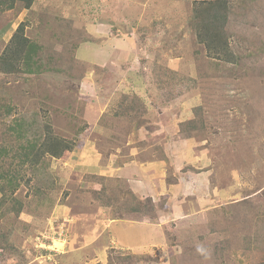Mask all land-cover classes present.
Masks as SVG:
<instances>
[{
	"label": "rangeland",
	"instance_id": "374dc122",
	"mask_svg": "<svg viewBox=\"0 0 264 264\" xmlns=\"http://www.w3.org/2000/svg\"><path fill=\"white\" fill-rule=\"evenodd\" d=\"M195 1L42 0L0 13V56L22 23L63 71L44 78L43 89L58 95L46 119L69 107L89 124L75 150L51 163L58 187L38 197L32 180L18 191L25 212L0 218V264H131L129 255L138 264H264V0L245 1L228 24L235 67L219 65L196 41ZM87 77L99 86L89 88ZM14 80L7 87L17 113L45 119L36 88ZM125 96L137 101L135 120L115 118ZM7 122L0 115V143ZM182 137L190 139L185 158H197L138 173L155 186L165 175L151 199L155 212L142 185L126 180L134 167L101 175L111 160L157 163L158 144L171 139L178 152ZM80 238L82 256L74 255ZM134 242L143 247L128 249Z\"/></svg>",
	"mask_w": 264,
	"mask_h": 264
},
{
	"label": "trees",
	"instance_id": "16d2710c",
	"mask_svg": "<svg viewBox=\"0 0 264 264\" xmlns=\"http://www.w3.org/2000/svg\"><path fill=\"white\" fill-rule=\"evenodd\" d=\"M37 1L42 0H0V13L16 9L29 11ZM245 1L247 0L195 1L191 9L189 27L194 32L195 39L207 51V56L219 62V65L235 67L240 63L229 43L231 36L228 24L233 15L247 3ZM235 3L239 5L235 6ZM11 26L12 23H9L2 35ZM41 51L42 47L30 40L26 35V25L21 23L0 56V115L8 121L4 125L3 141L0 143V218L19 216L25 212L26 206L18 191L30 186L32 180L37 181L34 195L38 197L58 187L57 180L51 173V163L72 153L77 146L78 136L89 126L84 119V112L78 111L73 116L74 114L67 113L69 107L61 109L64 117L55 121L46 119L53 108L49 105L57 102L58 95H51L46 87L43 89L44 78L50 72L60 74L63 71L54 67L52 59H46ZM18 77L23 78L27 86H33L38 91L34 104L39 105L38 109L45 110V119L39 117L37 110L28 115L17 113V96L11 92L12 85H7L13 84L11 82ZM136 102L130 101L127 96L123 97L115 118L135 120L138 115ZM61 121L67 123L66 128ZM158 147L161 146L154 149L158 156L164 155L163 149ZM146 199L149 211L155 212L152 198L148 196ZM50 201V197L46 198V203L49 204ZM123 259L131 264L141 261L136 255Z\"/></svg>",
	"mask_w": 264,
	"mask_h": 264
},
{
	"label": "crops",
	"instance_id": "0c3cea01",
	"mask_svg": "<svg viewBox=\"0 0 264 264\" xmlns=\"http://www.w3.org/2000/svg\"><path fill=\"white\" fill-rule=\"evenodd\" d=\"M86 85L89 87V88H94V87H98L99 85L98 84H93L92 82H91V79H89V77H87L86 78ZM87 113L89 114V113H92V111L88 108V111H87ZM189 141H190V139L189 138H183L182 137V140H181V142L182 143H180L179 145L181 146V148L179 147V151L178 152H176L175 151V146L173 145V142H172V140L171 139H169V140H167V142H163V152H164V159H162V160H160V159H157V157H158V155L155 157V159L157 160V161H159V162H157V163H145V162H135V161H132V162H130V163H132V164H125L124 166H118V164L116 163H114L112 160L111 161H108L107 162V164L106 165H108V170H107V167H105V168H102L101 170H104V172L105 173H103V172H101V175H108V176H112V174H114L115 172L114 171H116V172H118V173H120V172H123V173H129L130 174V169H128V168H133L134 167V169H135V175H134V177H132V178H125L130 184H132V183H140L141 185H142V187H143V189H144V195H146V196H144L143 198H145V197H151V198H153L154 199V197L155 196H157V193H160V188L162 187V186H164V178H165V175L163 176H161L162 178H161V180H160V186H155V184H154V181H153V179L155 178V177H153V179L150 177V176H148V177H145V176H142L141 178H140V176H139V174L138 173H141V174H146V172H145V168L144 167H146L145 165H152L153 167H147V170H149V172H156V173H162V167L160 166V163H164V161L165 162H168V160L169 159H171V158H173V161H172V163H186V161L187 160H190V159H192V158H197V155H190V157H188V158H185V154H188V152H189V147H188V143H189ZM154 144V143H153ZM159 145V144H158ZM166 147H169L170 149L169 150H167L166 151ZM181 156V159L179 160V157L178 156ZM168 157V158H167ZM168 159V160H167ZM208 161L209 160H205L204 161V163H202L203 165H202V169H206V168H208L209 167V165H208ZM149 162V161H148ZM191 162V161H190ZM190 163H187V165H189ZM205 164V165H204ZM118 166V167H117ZM138 166H140V168L138 167ZM175 166V165H174ZM193 167H194V165H193ZM205 173V172H204ZM202 175V174H201ZM138 176H139V178H138ZM180 176V175H179ZM178 176V177H179ZM205 177H206V175H205ZM208 177V176H207ZM206 177V178H207ZM206 178L204 179V180H202L201 181V188H200V190H202V191H205V189H208V185L206 184ZM208 182V181H207ZM142 187H140V188H142ZM175 186L173 185L172 186V188H174ZM175 190H176V188H174ZM168 191V190H167ZM170 192L172 191V190H169ZM120 225V224H119ZM142 228H146V227H148L147 225H143V226H141ZM80 240V242H81V245L80 246H78V248H76L75 249V254L74 255H80V256H82V238H80L79 239ZM77 242H78V240H75V241H73L72 243L73 244H77ZM95 243V242H94ZM94 243H91L92 245L94 244ZM127 244V243H126ZM126 246H128L127 248L128 249H136V248H140V247H143V245L142 244H140V242H134V243H128ZM74 250V249H73ZM70 252H72V251H69V252H67L66 254L67 255H69L70 254ZM70 256L71 255H69V258H70ZM63 258H65L66 259V257L64 256ZM91 262H92V264H95V262H97V258L95 259H93V260H90Z\"/></svg>",
	"mask_w": 264,
	"mask_h": 264
}]
</instances>
